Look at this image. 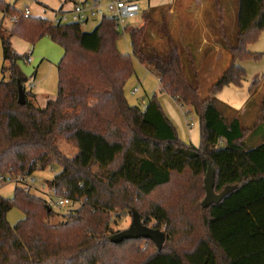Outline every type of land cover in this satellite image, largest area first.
Segmentation results:
<instances>
[{"label":"trees","instance_id":"16d2710c","mask_svg":"<svg viewBox=\"0 0 264 264\" xmlns=\"http://www.w3.org/2000/svg\"><path fill=\"white\" fill-rule=\"evenodd\" d=\"M147 11L142 12V26L128 25L124 33L130 36L133 57L174 100L194 110L200 122L198 147L178 138L156 97L143 110L127 102L124 88L134 63L118 49L122 32L114 19L101 18L92 32L76 23L32 16L7 29L4 15L20 11L0 1L6 63L0 81V177H31L59 165L61 171L48 188L70 203H81L67 215L68 222L54 226L57 212L41 196L20 185L9 199L0 196V264H95L97 258L103 264H128L131 259L132 264H264V141L246 149L243 142L253 129L243 125L233 108L225 105L222 111L214 104L224 87L242 85L247 74L239 62L261 57L248 47L264 31V0H239L238 44L229 48L232 63L205 101L184 74L180 50L156 53L149 45L148 26L157 9L145 15ZM15 36L32 46L47 36L64 50L57 65V97L44 107L36 103L28 89L30 77L18 65L28 56L13 51ZM19 86L26 95L22 105ZM59 136L77 148L75 157L62 155ZM210 166L217 194L227 186L234 189L204 209ZM148 200L143 214L139 204ZM14 208L24 218L11 225L7 215ZM118 208L131 216L136 209L149 228L164 227L163 249L151 240L112 243L110 237L121 230L109 229L108 215ZM177 238L187 246L176 247ZM142 244L147 245L144 251Z\"/></svg>","mask_w":264,"mask_h":264},{"label":"rangeland","instance_id":"374dc122","mask_svg":"<svg viewBox=\"0 0 264 264\" xmlns=\"http://www.w3.org/2000/svg\"><path fill=\"white\" fill-rule=\"evenodd\" d=\"M5 1L13 6H16L18 12L28 9L30 16L41 17L45 19H55V12L60 9L69 10L74 6L72 1L68 0H0ZM106 1V0H104ZM141 12L138 17L129 20L130 26H140L144 23L142 12L143 10L157 11L151 13V25L148 26L151 30L152 37H148L149 45L156 53L164 52L172 48H178L183 60L184 74L187 76L191 85L197 86L200 92L201 100H208L210 97V89L222 77L225 69L232 62L230 47L236 46L238 40V27L236 24L237 9L239 0H181L174 3V14L168 13V10L161 7H156L157 0H138L137 1ZM104 3V2H103ZM73 4V6H72ZM205 6V7H204ZM156 7V8H155ZM147 11L146 14H149ZM19 12V14H20ZM19 14H6L8 19H5V28L9 29L14 24L10 21V16H19ZM101 18L97 17L94 20L82 24V30L92 32L100 22ZM1 21V18H0ZM121 37L117 43L119 51L124 55H130L134 63V74L125 85L124 93L126 100L131 106H136L142 110L146 104L156 97L157 101L163 107L164 112L168 115V119L175 123L178 138L188 145L199 146L200 137V122L192 108L184 107L181 102H177L163 90L158 78L151 74L147 67L142 65L135 57H133L132 46L130 45V36L124 31H121ZM44 38V37H43ZM206 38L209 44L204 50L206 55L199 52L202 39ZM215 43L218 47L224 48L225 55L217 56L210 55L211 45ZM15 36L12 39V49L18 55L28 56L31 62L27 60L20 61L19 66L26 75L30 77L36 72L34 79H30L28 86L35 85L32 89L39 98L40 107L46 105L47 98L55 99L58 91V69L57 65L63 57V49L49 37L41 39L40 42L33 47ZM248 51L257 52L261 55L260 59H254L249 62H239L245 68L247 74L241 86H226L214 98V104L219 106L223 111L226 106L240 110L250 98L251 86L255 80L260 83L256 85L254 90L260 89V94L255 96L253 101L249 102V106L244 109L242 116L243 125L253 129L243 145L246 149L255 148L258 144L264 141V31L259 39L253 45L248 47ZM60 55V56H59ZM3 49L0 39V81L2 80V68L6 65L3 63ZM226 59L229 61L226 62ZM134 88H139L138 93H134ZM255 95V94H254ZM49 96V97H48ZM227 112V111H226ZM193 120V123L190 121ZM57 144L63 156L68 158L75 157L77 148L73 144L65 141L63 137H57ZM61 167L55 165L45 170L35 172L31 177L27 175L24 184L31 185L32 194L42 197L47 200L49 192L48 182L51 181L56 174L60 173ZM18 177V176H17ZM17 177H12V180H17ZM34 182V183H33ZM19 185L16 182L1 183L0 181V196L10 198L14 195L15 186ZM21 186V185H20ZM157 200V199H156ZM151 201L139 204L140 210L146 214ZM81 207V203H71L65 208L58 206L53 207L57 212L56 217L52 220V225L57 226L69 221L68 214ZM110 217L109 229L117 232L130 227L132 217L127 212H123L118 208L108 215ZM24 218L23 212L18 209H12L7 220L11 225L17 224ZM107 219V218H105ZM154 225L153 222L149 226ZM165 232V228H160ZM176 247L180 250L187 245L181 241L182 238H177ZM144 251L147 248L146 244L140 246ZM136 248L133 249V257L135 256ZM132 256V255H131ZM132 257V258H133ZM143 258H139L141 260ZM132 260V259H131ZM131 260L129 261L132 264ZM95 264H103L100 258L94 260ZM135 264V263H133Z\"/></svg>","mask_w":264,"mask_h":264},{"label":"built area","instance_id":"2783aa9c","mask_svg":"<svg viewBox=\"0 0 264 264\" xmlns=\"http://www.w3.org/2000/svg\"><path fill=\"white\" fill-rule=\"evenodd\" d=\"M141 12L140 6L137 1H130V0H108L106 3H102L101 1L97 0H81L78 3H74V6L69 11H58L56 13L55 22L59 23H76L82 26L89 22L90 20H94L97 17H110L115 20L116 22V29L117 31H124L125 28L129 25V20L134 19L139 16ZM30 12L28 9L25 11L20 12L19 16H10V21L12 23H17L20 18H29ZM4 19H8L7 15L5 14ZM27 62L30 63L31 59L27 58ZM35 86L31 85L30 89H33ZM139 88H134L133 92L136 94L138 93ZM145 109V108H144ZM193 123V120L190 119ZM27 174L19 175L17 180H12L11 176H3L0 177L1 183H9V182H16L21 187L27 191H31V185L24 184L25 178ZM34 183V182H33ZM47 195L48 204L52 207H60L65 208L70 205V201L67 198H60L54 194L53 190H49Z\"/></svg>","mask_w":264,"mask_h":264},{"label":"water","instance_id":"95a60500","mask_svg":"<svg viewBox=\"0 0 264 264\" xmlns=\"http://www.w3.org/2000/svg\"><path fill=\"white\" fill-rule=\"evenodd\" d=\"M18 96H19V104L22 105L26 102V95H24V90L22 86H19L18 89ZM215 169L211 166L206 174L204 179L205 184V198L202 203V207L204 209H208L213 204L220 203L223 198L231 192L234 188L231 186H227L226 189L217 194L215 192ZM132 222L129 228L119 231L118 234L112 235L110 237V241L114 244H119L124 241L129 240H148L152 241L155 246L159 249H163V245L166 242V232H163L159 229H154L152 227H147L143 224L142 218L136 209L132 210Z\"/></svg>","mask_w":264,"mask_h":264},{"label":"crops","instance_id":"0c3cea01","mask_svg":"<svg viewBox=\"0 0 264 264\" xmlns=\"http://www.w3.org/2000/svg\"><path fill=\"white\" fill-rule=\"evenodd\" d=\"M80 0H78V2H79ZM95 1H97V0H95ZM99 1H101L102 3L104 2V3H106L108 0H106V1H104V0H99ZM178 1H181V0H157V3H155V6L156 7H163V8H165V9H167L168 10V13L169 14H171V15H175L174 14V3L176 2H178ZM74 3V2H73ZM72 6H73V4H72ZM16 7V6H15ZM155 7V8H156ZM205 7V6H204ZM72 9V7L69 9V10H71ZM64 11V12H66V11H69L68 9L67 10H63V9H60V10H58V11ZM57 11V12H58ZM22 12V11H21ZM57 12H55V19H56V13ZM51 20H53V19H51ZM144 24V23H143ZM143 24H141L140 26H142ZM45 38V37H44ZM44 38H41V39H44ZM40 39V40H41ZM40 40L39 41H37L36 42V44L38 43V42H40ZM36 44L34 45V46H32L33 48L32 49H34V47H36ZM209 44V42L207 41V39L206 38H203L202 39V42H201V48H199V52L201 53V54H204V56L206 55V53H207V51L209 50V48L207 49V51H205L206 49L205 48H207V45ZM30 46V47H31ZM214 49H212V51L210 52V55L209 56H211L212 54L213 55H217V56H221V55H225V49L224 48H220V47H218L215 43H212V45H211ZM61 48V47H60ZM63 49V48H62ZM205 49V50H204ZM250 52V51H249ZM250 53H252V52H250ZM253 53H255V54H258L257 52H253ZM252 53V54H253ZM61 54H62V56H63V54H64V50H63V53L61 52ZM60 56V55H59ZM2 59H3V56H2ZM232 59V58H231ZM233 60V59H232ZM229 60L228 59H226V62H228ZM245 62H249V61H245ZM232 63V62H231ZM230 63V64H231ZM229 64V65H230ZM242 66V65H241ZM228 67V66H227ZM243 67V66H242ZM244 68V67H243ZM245 69V68H244ZM35 76H36V72L33 74V75H31L30 76V79H34L35 78ZM29 82H31V80L29 81ZM254 83H260L259 82V80L257 79V80H255L254 81ZM253 83V84H254ZM252 84V85H253ZM34 85V84H33ZM35 86V85H34ZM232 86H234V85H232ZM252 87V86H251ZM28 89H29V86H28ZM32 90V89H31ZM260 94V89L259 90H255V95L253 96V92H251V90H250V98L248 99V101L244 104V107L243 108H241L240 110H236V109H234L233 107V109L235 110V111H237L241 116H243L244 115V109H246L249 105V102L251 101V99H253V98H255V96H258ZM34 95H36V93H34ZM49 97V96H48ZM54 99V98H53ZM53 99H50V98H47V100H46V102H48L49 100H53ZM36 100H37V102L39 101V98H38V95H36ZM176 101V103L177 102H180L179 100H175ZM39 103V102H38ZM230 106V105H229ZM167 117H168V115H166ZM170 121V120H169ZM170 122H172V121H170ZM173 123V122H172ZM174 124V126H175V123H173Z\"/></svg>","mask_w":264,"mask_h":264}]
</instances>
